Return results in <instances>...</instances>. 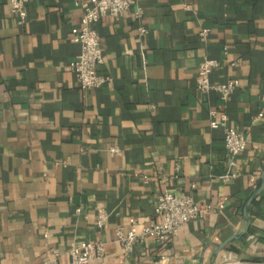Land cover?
<instances>
[{
  "label": "crops",
  "instance_id": "crops-1",
  "mask_svg": "<svg viewBox=\"0 0 264 264\" xmlns=\"http://www.w3.org/2000/svg\"><path fill=\"white\" fill-rule=\"evenodd\" d=\"M81 1L27 0L21 21L0 0V264H67L78 240L104 243L90 264H264V0H137L140 21L102 17L110 81L88 91L69 68ZM204 57L212 83L238 81L226 102L196 88ZM210 110L246 140L236 167ZM165 190L222 208L165 242L114 243Z\"/></svg>",
  "mask_w": 264,
  "mask_h": 264
},
{
  "label": "built area",
  "instance_id": "built-area-1",
  "mask_svg": "<svg viewBox=\"0 0 264 264\" xmlns=\"http://www.w3.org/2000/svg\"><path fill=\"white\" fill-rule=\"evenodd\" d=\"M27 0H9L10 12L21 21L26 20ZM81 10L78 24L70 29V40L79 45L80 51L76 58L69 62L77 87L81 91L98 89L110 81L109 76L100 74L98 67L103 62V54L99 44V36L95 25L104 16L118 20L127 11H130L134 20L142 19V8L137 0H83L77 3ZM147 30L144 26L137 28L139 38H143ZM203 30L200 35H204ZM218 67V62L204 57L197 67L196 88L201 92H214L219 99L226 102L230 94L238 87L237 80H227L222 83L210 81L211 72ZM209 127L224 130V148L231 167H236L235 158L246 147V140L240 130L227 125L225 113L210 110ZM261 115V114H260ZM259 115V116H260ZM112 151H116L115 148ZM233 177V174L227 175ZM222 204H200L191 196H177L165 190L160 193L154 204V218L143 223L131 222L127 229L117 228L112 241L122 246L128 252L133 245L146 237H152L159 242L173 238L181 226L191 219H200L213 209H221ZM105 213L100 210L96 218V225L103 226ZM104 255L103 242H86L82 240L71 243L68 251L67 264H90L93 260H100ZM41 264H57L55 260H45Z\"/></svg>",
  "mask_w": 264,
  "mask_h": 264
},
{
  "label": "water",
  "instance_id": "water-1",
  "mask_svg": "<svg viewBox=\"0 0 264 264\" xmlns=\"http://www.w3.org/2000/svg\"><path fill=\"white\" fill-rule=\"evenodd\" d=\"M246 232V231H245ZM245 232H242L241 234H239L238 236H232L231 238H229L226 242H228V241H230L231 239H234V238H237V237H240V236H242ZM226 242H224V243H222V244H220L218 247H217V249L215 250V253H214V255H216L218 252H220L223 248H224V246H225V244H226Z\"/></svg>",
  "mask_w": 264,
  "mask_h": 264
}]
</instances>
